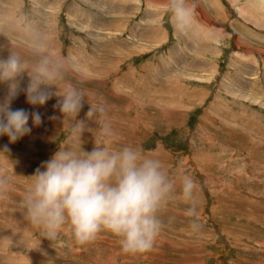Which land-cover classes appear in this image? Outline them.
<instances>
[{
	"label": "rangeland",
	"instance_id": "rangeland-1",
	"mask_svg": "<svg viewBox=\"0 0 264 264\" xmlns=\"http://www.w3.org/2000/svg\"><path fill=\"white\" fill-rule=\"evenodd\" d=\"M164 0H0V56L46 38L69 79L104 98L113 147L130 144L198 182L201 229L193 233L178 195L161 209L163 228L144 254L120 251L108 232L77 245L65 229L41 237L18 207L25 179L67 134L57 98L32 107L42 123L0 157L13 183L0 200V264H264V0H190L195 23L178 36ZM258 7V8H257ZM28 25L31 32L22 29ZM189 66V67H188ZM22 77L21 87L26 86ZM6 87L0 85V100ZM88 111L85 104L78 119ZM93 137H82L91 150ZM13 169V171H12ZM14 172V173H13Z\"/></svg>",
	"mask_w": 264,
	"mask_h": 264
},
{
	"label": "clouds",
	"instance_id": "clouds-1",
	"mask_svg": "<svg viewBox=\"0 0 264 264\" xmlns=\"http://www.w3.org/2000/svg\"><path fill=\"white\" fill-rule=\"evenodd\" d=\"M162 7L176 35L192 31L195 11L190 0H164ZM22 29L31 32L26 24ZM6 52L0 56V85L6 87L0 100V137L13 144L31 132L30 118L33 125L42 123L39 112L12 107L21 92L32 107L56 97L53 107L60 115L49 119L59 118L66 126L58 150L25 178L28 183L18 201L24 220L42 238L56 241L67 229L75 244L86 245L108 232L117 239L121 253L144 254L154 248L162 231L161 209L177 195L188 205L184 215L191 231H200L198 182L182 168L169 173L159 158L138 146L113 147L116 136L104 98L69 79L73 69L46 38L32 34L26 51L10 45ZM24 76L28 82L21 87ZM85 104L88 111L78 119ZM85 133L93 137L91 150L83 146ZM9 152L5 145L0 157L8 158ZM12 191L7 170L0 169V200L8 199Z\"/></svg>",
	"mask_w": 264,
	"mask_h": 264
},
{
	"label": "bare ground",
	"instance_id": "bare-ground-1",
	"mask_svg": "<svg viewBox=\"0 0 264 264\" xmlns=\"http://www.w3.org/2000/svg\"><path fill=\"white\" fill-rule=\"evenodd\" d=\"M258 8V7H257ZM189 67V66H188Z\"/></svg>",
	"mask_w": 264,
	"mask_h": 264
}]
</instances>
